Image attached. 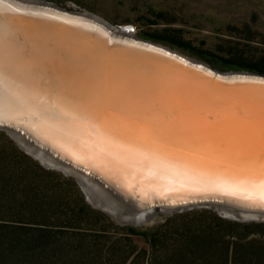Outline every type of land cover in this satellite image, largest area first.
Segmentation results:
<instances>
[{
    "label": "water",
    "instance_id": "water-1",
    "mask_svg": "<svg viewBox=\"0 0 264 264\" xmlns=\"http://www.w3.org/2000/svg\"><path fill=\"white\" fill-rule=\"evenodd\" d=\"M0 64V130L117 224L201 207L264 221V74L47 0H0Z\"/></svg>",
    "mask_w": 264,
    "mask_h": 264
},
{
    "label": "trees",
    "instance_id": "trees-1",
    "mask_svg": "<svg viewBox=\"0 0 264 264\" xmlns=\"http://www.w3.org/2000/svg\"><path fill=\"white\" fill-rule=\"evenodd\" d=\"M149 37L191 48L162 34ZM225 61L224 70L264 74V55L247 62L238 57ZM25 159L28 166L47 174L39 163ZM32 185L33 181L22 191L23 207L50 217L49 208L65 222L27 226L0 221V264H264V222L226 218L205 207L177 212L164 223L144 229L117 224L91 207L81 193L66 201L46 185L43 189L51 194L39 198L37 193L33 196ZM12 196L16 199V192Z\"/></svg>",
    "mask_w": 264,
    "mask_h": 264
},
{
    "label": "rangeland",
    "instance_id": "rangeland-1",
    "mask_svg": "<svg viewBox=\"0 0 264 264\" xmlns=\"http://www.w3.org/2000/svg\"><path fill=\"white\" fill-rule=\"evenodd\" d=\"M47 1L70 10L93 13L116 26L129 28L131 25L136 26L135 35L138 37L168 45L220 70H224L227 59L234 60L238 57L247 62L264 55V0ZM154 33L177 39L191 48L153 40L149 34ZM26 156L45 168L47 174L39 170V167L28 166ZM28 168L31 170L25 173L24 170ZM31 181L34 183L33 196L37 193V197L43 198L45 194H51L48 188H54L66 201H73L78 193H81L85 201L93 207L87 193L74 176L44 165L38 158L24 150L10 134L0 130V221L27 226H39L46 221L48 222L46 224L57 226L65 222L58 219V214L49 208L47 211L50 212V217L48 213L44 215L40 210H30L28 205L23 207L25 196L22 191H25ZM46 185L48 188L43 189ZM13 192L17 194L16 199L12 196ZM195 209L201 210L202 207ZM165 221L143 228L156 227ZM138 242L144 245L141 240Z\"/></svg>",
    "mask_w": 264,
    "mask_h": 264
},
{
    "label": "bare ground",
    "instance_id": "bare-ground-1",
    "mask_svg": "<svg viewBox=\"0 0 264 264\" xmlns=\"http://www.w3.org/2000/svg\"><path fill=\"white\" fill-rule=\"evenodd\" d=\"M123 27V26H122ZM123 28H127V27H123ZM129 28V27H128ZM42 155V154H41ZM43 156V155H42ZM41 156V157H42ZM45 156H43L42 158H44ZM45 159V158H44ZM88 189H89V192L91 193V195H92V197L94 198V199H96V200H98L99 202H101L102 204H107V203H109L108 202V200H107V197H105V195L101 192V190L100 189H98V188H94V186L93 185H91V184H89L88 183V187H87Z\"/></svg>",
    "mask_w": 264,
    "mask_h": 264
},
{
    "label": "snow or ice",
    "instance_id": "snow-or-ice-1",
    "mask_svg": "<svg viewBox=\"0 0 264 264\" xmlns=\"http://www.w3.org/2000/svg\"><path fill=\"white\" fill-rule=\"evenodd\" d=\"M4 78V68L3 65L0 64V82L3 81ZM258 188L261 194V197L264 198V176H262L258 181Z\"/></svg>",
    "mask_w": 264,
    "mask_h": 264
},
{
    "label": "built area",
    "instance_id": "built-area-1",
    "mask_svg": "<svg viewBox=\"0 0 264 264\" xmlns=\"http://www.w3.org/2000/svg\"><path fill=\"white\" fill-rule=\"evenodd\" d=\"M128 28V27H127ZM129 30H131L132 32L136 33V26L131 25L130 28H128Z\"/></svg>",
    "mask_w": 264,
    "mask_h": 264
}]
</instances>
